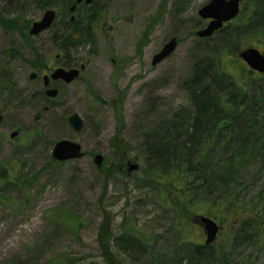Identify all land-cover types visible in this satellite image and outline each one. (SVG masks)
<instances>
[{
    "label": "rangeland",
    "instance_id": "obj_1",
    "mask_svg": "<svg viewBox=\"0 0 264 264\" xmlns=\"http://www.w3.org/2000/svg\"><path fill=\"white\" fill-rule=\"evenodd\" d=\"M97 1L102 9L98 23L114 30H108L107 37L83 40L59 59L60 64L88 65L79 79L60 87L61 95L49 104L31 97L38 82L29 80L30 69L36 66L32 65L38 57L36 49L44 56L43 63L55 61L60 45L53 33L64 29L72 0H53L64 14L57 16L55 26L27 39L29 44L18 31L6 32L0 25V71L8 74L13 85L10 92L0 95V264H51L59 258H77L78 264H113L102 251L106 237L101 229L106 222L113 260L118 264H174L183 259L182 249L189 246L184 243L200 241L196 214L202 212L194 213L192 205L185 207L175 193L162 191L143 158V145L150 132L189 105L184 86L201 56V44L208 41L215 47V59H220L227 46L223 59L228 61L239 59L237 45L224 41L220 33L208 40L195 36L196 29L207 23L199 11L210 0ZM162 1L165 4L159 9ZM0 9L6 16L32 20L31 27L44 12L36 0H0ZM153 15H157V25L149 43L140 48ZM173 37L178 38V47L154 64V57ZM110 43L113 56L130 58L118 59L124 60L118 79L106 56ZM240 78L246 83V75ZM253 78L264 87V75ZM125 88L122 132L130 143L129 158L140 164L131 175L117 172L121 153L116 154L111 144L121 126L109 102ZM95 94L103 100L96 101ZM75 112L85 121L80 132L68 122ZM13 131L19 132L16 138L10 137ZM62 139L78 141L85 156L53 160L52 151ZM97 153L105 156L102 168L95 162ZM25 181L26 185L31 182V189L22 184ZM260 190L261 185L254 187L247 197L251 206L257 202V210L264 207V198L259 205L256 201ZM234 223H225L210 253L225 254L229 249L237 264H264V237L254 234L228 243L227 235L240 225L239 220ZM132 231L142 233L143 239L133 250Z\"/></svg>",
    "mask_w": 264,
    "mask_h": 264
},
{
    "label": "trees",
    "instance_id": "obj_2",
    "mask_svg": "<svg viewBox=\"0 0 264 264\" xmlns=\"http://www.w3.org/2000/svg\"><path fill=\"white\" fill-rule=\"evenodd\" d=\"M36 3L42 10L54 8L58 10V16L64 14L53 0H36ZM164 4L162 1L159 9ZM100 11L95 5L89 7L82 4L76 11L75 21H71V13L68 12L64 29L53 33L55 42L60 45L59 52L66 55L71 47H76L83 40L89 42L95 39V25L102 17ZM156 19L157 15L151 16L139 41L140 48L149 43V35L157 25ZM31 23L32 20H26L25 16L9 17L0 9V25L6 32L18 31L28 44L27 39L33 40L30 35ZM218 33L223 35L224 41L237 45L238 53L248 47H256L264 52V0H249L234 23H229ZM199 48L201 56L184 86L189 105L183 106L146 136L143 158L162 191L175 193L180 202L183 200L185 207L192 205L190 208L194 213L202 212L201 215L218 221L222 227L218 238L225 223L233 222L235 225L236 220L240 225L227 235L228 243L252 238L254 234L262 238L264 207L257 210V202L253 207L248 204L247 197L251 189L261 185L256 198L258 205L264 198V87L253 82L254 73L240 58L223 59L227 46L220 59L214 58L215 47L208 41ZM35 53L38 57L32 65L43 66L45 63L41 59L44 56L37 49ZM240 75H246V83ZM12 88L11 78L0 71V95L4 91L10 92ZM127 90L119 89L118 95L109 102L123 128L125 116L122 110ZM31 97L43 103L50 102L45 94ZM121 127L118 132H121ZM119 143L123 151V145ZM3 168L4 172H9L7 167ZM107 168L111 171V167ZM248 178L253 181H248ZM22 184L31 189V182ZM55 217L58 218V215ZM106 223L101 229L106 237V241L102 238V251L113 264H118L113 260L110 224ZM132 233L133 250L143 239L142 233ZM201 234L198 243H184L189 246L182 249L183 259L175 260L174 264H237L230 258L229 249L225 250V254H211L214 242L207 245V235L202 238ZM78 262L77 258H59L51 264Z\"/></svg>",
    "mask_w": 264,
    "mask_h": 264
},
{
    "label": "water",
    "instance_id": "obj_3",
    "mask_svg": "<svg viewBox=\"0 0 264 264\" xmlns=\"http://www.w3.org/2000/svg\"><path fill=\"white\" fill-rule=\"evenodd\" d=\"M85 1L86 3H91L93 0H76V3L71 7V12L76 10L77 4ZM244 0H211L208 4L203 6L199 13L204 20H208L206 27L198 31L197 36L200 38H209L212 37L217 31L221 30L225 23L231 22L235 19L241 12V5ZM56 11L53 9L47 10L42 19L33 23L30 34L37 36L49 29L55 19ZM75 17H72L74 20ZM178 47L177 38H172L163 49L154 57V64H158L163 60L171 56L174 50ZM240 57L248 64V66L253 70L261 74H264V53L259 49L250 47L243 50L240 53ZM80 75L79 69H70L58 68L52 74L53 80H63L66 83H72ZM37 77L36 73L30 75V79H35ZM45 85H49L50 77L45 76ZM47 96L50 98H56L59 95V91L56 88H50L46 92ZM2 116L0 115V122L2 121ZM68 122L71 127L76 131L80 132L85 127V121L78 113H73L69 116ZM18 131H14L10 134L11 138H15L18 135ZM85 153L83 147L80 143L71 140L63 139L57 142L55 145L52 156L57 161H68L76 160L84 157ZM104 156L102 154H97L95 156V162L99 167L102 166ZM140 168L138 163L129 162V173L136 171ZM200 221L204 224L207 239L206 244L210 245L217 239V236L220 232L221 227L217 222L211 218L200 216Z\"/></svg>",
    "mask_w": 264,
    "mask_h": 264
},
{
    "label": "flooded vegetation",
    "instance_id": "obj_4",
    "mask_svg": "<svg viewBox=\"0 0 264 264\" xmlns=\"http://www.w3.org/2000/svg\"><path fill=\"white\" fill-rule=\"evenodd\" d=\"M92 5H95V7L97 9L102 10L101 7H99V3H98L97 0H94L93 4L87 5V6L91 7ZM78 7L79 6H77L76 11H77ZM95 29L97 31V35H104L106 37H107L108 30L109 31H113L114 30L113 26H108L107 27L106 23H104V24H99L98 23L97 25H95ZM107 47H108V54L106 55L107 59H111L110 60V64L113 67H115L114 76L116 75L117 79H118L120 74H121V72H122V63L124 61V60L118 61V59H130V58H126V57H123V56H117V55H116V57L113 56V54H115V52H114L112 43L108 44ZM64 57H65V55L63 53L59 52V53L56 54L55 61L53 60L51 63H49V61L48 62L46 61V62H44L45 64L43 66H39V65L38 66L37 65L36 66H31L32 68L30 69V74L31 73H36L37 77L35 79H30V74H29V80L32 81V82H36V81L38 82L37 83V88L31 92L32 96H39V95L42 96L44 94L46 95L47 90L49 88H52V87L57 88L59 90V92H60V87L65 85V83L62 80H53L51 78L52 74H53V71L56 68H59V67H64L66 69H74V68L80 69V68H82L83 71L87 68V66H83V65H86V64L88 65V62L80 64V65L60 64L59 63V59H62ZM41 60H43V59H41ZM82 69H80V72L82 71ZM81 74H82V72L80 73V76H81ZM45 76L50 77V81H49V85L48 86L45 85V80H44ZM80 76H78L77 79H79ZM116 81L118 83V80H116ZM95 95H97V94H95ZM95 100L100 102L103 99L99 95H97ZM119 142H120V137L113 135V137L111 138V144L116 147V149H117L116 153L120 152V148H119V145H118V144H120ZM123 155H124V153H123ZM131 160L132 159H130L128 156H126V159L124 161L125 164L120 169L122 172L128 171V167L126 166V164H127V162H129ZM119 164H122V161ZM198 220L199 219H196L197 223H198ZM199 224H201V226H200V229L202 230L201 231V233H202L201 236H202V238H205V235H206L205 226L202 223H199Z\"/></svg>",
    "mask_w": 264,
    "mask_h": 264
}]
</instances>
